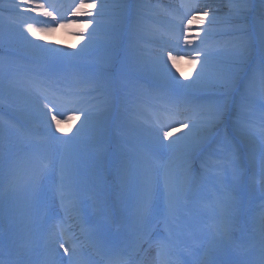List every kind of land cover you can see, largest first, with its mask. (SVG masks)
Listing matches in <instances>:
<instances>
[{
	"label": "rangeland",
	"instance_id": "obj_1",
	"mask_svg": "<svg viewBox=\"0 0 264 264\" xmlns=\"http://www.w3.org/2000/svg\"><path fill=\"white\" fill-rule=\"evenodd\" d=\"M118 44L105 43V55L114 54L109 64L90 59L32 63L10 53L14 47L0 40V264L6 259L8 264L10 258L12 264H64L66 259L65 264H79L69 244L71 259L60 257L54 263L43 255L42 237L60 238L66 225L59 216L56 189L61 204L76 205L83 214L96 252L90 264H104L101 257L111 254L112 248L125 250L126 244L157 223L168 231L167 241L160 244L161 254L170 242L179 246L174 248L176 261L166 257L164 264H200L205 259L209 264H243L244 258L264 253V147L261 150L259 134L264 127V98L261 86L250 87L248 75L234 95L215 86L217 81L203 85L213 93L201 101L189 97L182 85L158 89L164 94L163 109L185 116L180 127L223 113L232 122L254 125L255 134L247 138L255 145L248 148L226 125L200 150L195 135L164 139L135 134L128 130L129 116L113 114L116 101L109 105V118L92 131L68 127L65 113H55L65 121L60 130L51 118L36 116L31 124L29 118L19 116L22 107L13 102L7 81L12 73L29 76L38 70L35 76L57 77L65 88L82 87V92L91 86V95L83 101L91 104L79 116L105 108L102 92H127L131 98L140 89L149 95L155 92L134 73H125ZM261 66L257 56L248 73H261ZM160 190L163 201L154 204ZM250 206L255 213L248 221ZM33 228L41 229L40 236L31 232Z\"/></svg>",
	"mask_w": 264,
	"mask_h": 264
},
{
	"label": "bare ground",
	"instance_id": "obj_2",
	"mask_svg": "<svg viewBox=\"0 0 264 264\" xmlns=\"http://www.w3.org/2000/svg\"><path fill=\"white\" fill-rule=\"evenodd\" d=\"M37 2L44 4L54 15L59 14L57 19L62 18L64 26H59L57 21L42 15L40 11H23V8L33 7V4H21V0H0V40L3 44L14 47L10 53L20 55L32 63H41L47 59H66L67 62L70 59H90L109 64L114 54L105 55V43L121 42L117 46L123 53L121 60L125 65V73H134L136 78L156 89L150 95L140 89V93L135 92L134 98L129 97L127 92L114 95L102 92L100 95L104 96L100 100L105 108L98 107L90 111V114L85 111L79 120H69L68 127L92 131L109 118V105L116 101L113 114L117 116L124 113L129 116L131 128L128 130L135 134L162 136L166 129L172 132L173 138L195 135L200 150L226 125L237 136L241 146L248 148L255 145L247 138L255 134L254 125L244 126L232 122L228 113H223L219 118L212 116L195 120L188 127H180L185 116L177 113L171 115L168 110L162 109L159 104L162 103L164 94L158 89L173 84L182 85L188 88L189 97L201 101L213 93L203 85L217 81L215 86H223L227 95H234V90L239 88L243 77L248 75L250 87L254 86L258 90L261 86V96L264 98V79L261 73H248L250 62L257 56H261V67L264 69V0H96V8L86 9L93 13L92 16L72 15V6L79 3V0ZM204 12L209 15L203 18V23L187 24L192 14L203 16ZM86 21L93 23L85 28L82 24ZM28 25L36 29L55 26V31L39 32L37 36H32L26 31ZM205 32L208 34L205 35ZM201 53L207 54L206 68L202 64L205 56L199 55ZM169 55L176 57L175 61L170 60ZM37 71L35 70L36 73ZM35 72L32 76L12 73L7 80L13 89V102L22 107L19 116L29 118L31 124H35L36 116L49 119L55 113H65L68 118L89 108L91 102L83 101L91 95L89 92L93 89L88 90L91 86L84 88V92L82 87L78 89L69 85V88H65L59 78L37 77ZM215 73L223 75L219 77ZM72 77L68 76L69 79ZM130 87L133 88L132 85ZM45 103L49 107L55 105L54 111L49 112L44 107ZM85 114L87 120L84 119ZM32 129L40 132L35 127ZM259 134L263 150L264 127L261 126ZM55 191L53 193L57 200L58 192ZM162 194L161 190L157 193L154 204L163 201ZM63 206L59 216L64 218L69 228L62 231L69 236L71 242H75L73 244L77 247V255L85 259L91 255L94 243L91 235L84 229L83 214L76 205ZM254 213L255 209L250 206L248 221H251L250 217ZM38 229L33 228L31 232L36 231L40 236ZM248 229H251V225ZM165 236L166 229L163 224L158 223L149 231L140 233L127 248L134 264H164L161 261L166 257L176 261L172 246L162 257L152 258L149 255L150 248ZM42 238L46 243L43 250L45 259L56 263L60 257L71 259L74 255L72 252L65 254L64 248L60 247L59 238H51L49 235ZM262 248L264 249V238ZM255 261V264H264V254L261 253ZM200 264L209 263L205 259Z\"/></svg>",
	"mask_w": 264,
	"mask_h": 264
},
{
	"label": "snow or ice",
	"instance_id": "obj_3",
	"mask_svg": "<svg viewBox=\"0 0 264 264\" xmlns=\"http://www.w3.org/2000/svg\"><path fill=\"white\" fill-rule=\"evenodd\" d=\"M21 4H33V7L30 8H23V11H30V12H35V11H40L42 15L45 16H49L52 18V20L57 21V24H59V26H64L63 22H62V18L61 20L57 19V16L59 14L54 15L53 11H49L44 4L37 2V0H21ZM97 7V3L96 0H79V3H76L72 6V15L73 16H92L93 13L91 11H86V9H93ZM97 15H99V13H97ZM209 15L208 12H204L203 16H200L199 14H192L190 16V18L187 20V24L191 25L194 22L197 23H203L204 22V17H207ZM93 23V21H86L83 22L82 26L87 28L88 24ZM187 26H185V31H187ZM26 31L28 33H30L32 36H37L39 32H53L55 31V26H50L48 28L45 29H36L31 25H28L26 28ZM208 33L205 32V35H207ZM199 55H204L205 59L202 61L203 66L206 68L207 67V54L206 53H201ZM170 60L175 61L176 57L169 55L168 57ZM203 70V69H202ZM261 77L262 79H264V70H262L261 72ZM45 108L48 109L49 112H53L55 105H53V107H49L48 103H45L44 105ZM45 116H47V113H45ZM68 120H79L80 116L79 115H75V116H69L67 118ZM84 119L87 120L88 117L87 115L84 116ZM51 120L52 122L55 123L57 130H60V125L61 123L65 122L61 119H57V116L55 114H53L51 116ZM184 127H188L187 124L184 125ZM172 135V132L169 130H163V138L167 139L169 136ZM261 163L264 164V157H262ZM165 190H166V194H168L169 196L171 195V193L168 191V183H167V179L165 180ZM60 247L64 248V252L65 254H68L70 252V249L68 247H65L64 243H60Z\"/></svg>",
	"mask_w": 264,
	"mask_h": 264
}]
</instances>
